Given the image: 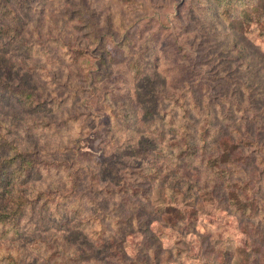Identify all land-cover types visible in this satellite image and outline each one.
Segmentation results:
<instances>
[{
  "label": "trees",
  "instance_id": "trees-1",
  "mask_svg": "<svg viewBox=\"0 0 264 264\" xmlns=\"http://www.w3.org/2000/svg\"><path fill=\"white\" fill-rule=\"evenodd\" d=\"M118 1L122 3V0ZM124 1L131 8L136 0ZM30 7V0H0V71H4V78L0 77V104H17L28 114L23 125L27 127L26 136L36 131L50 132L52 138L61 142L46 150L59 154L58 157L43 156L42 152L30 148L31 142L17 134L20 129L18 121L0 114V242H17L24 221L35 217L37 222L44 221L45 224L56 223L57 219L65 220L64 224L77 220V226L90 228L93 238L101 239L100 246L96 248L88 242L90 252L86 251L82 256L63 243L60 251L63 264H81L86 259L88 262L83 264H161L155 250L149 251L151 260L139 259L135 255L129 257L126 250L119 247L124 243L119 236L123 233V225L129 221L131 226L138 227L139 221L132 212L144 210L154 187L167 186L174 194L179 192L190 197L194 188H207L198 180V175V181L189 177L187 166L197 162L202 167L199 170L213 176L206 180L211 184L212 196L218 198L223 190L225 208L243 219L254 221L246 223L248 227L252 226V232L245 228L247 243L260 254V247H256L253 241L264 227V137L256 134L253 128L255 124L264 123V105L248 103L240 92L233 101L213 102L204 96L202 103L196 95V88L187 79L181 93L167 96L164 83L155 81L157 73L146 72L152 50L146 43L141 51L132 52L128 63L132 78L137 82L141 79L149 81L148 88L153 92L151 97L155 98L149 104V101H140L141 121L147 120L145 116L156 115L159 135L170 133L172 139L165 146L154 141L140 146L135 144V147L129 145L132 143L129 137L120 138L118 135L122 124H127L129 130L137 126L131 116L138 111H130V105L116 99L113 93L101 90L98 84L108 75L105 70H109L110 63L115 60V51L109 46L107 36L112 38L119 33L117 45L122 50L132 51L134 42L124 25V12L114 10V17L109 14V19L101 21L94 9L72 2L61 25L54 23V29L63 34L68 32L67 28H71L72 36L83 34L88 45H95L93 51L79 44L78 39L75 42L71 39L72 44L66 43L58 34L49 39V43L34 39L32 27L28 25ZM182 8L190 17L200 13L202 18L218 19L222 21V27L227 24L233 33L257 24L255 32L264 37V0H186ZM181 12L178 14L180 18L183 17ZM237 41L235 39L232 45L236 46ZM14 48H20L27 58L47 56L48 60H52V49L63 50L61 56L68 64L63 58L53 59L52 64L58 66L51 65V68L57 73L60 71L58 67L66 69L64 84L60 87L67 92L61 96L55 84L52 96L44 97L42 88L33 82L32 77L19 74L15 79V72L4 64ZM36 66L33 63L27 70L33 71ZM40 74L43 77L44 72ZM83 82L92 87L88 89ZM170 85L177 87L175 83ZM135 94L144 93L137 91ZM158 97L170 105L166 108ZM92 102L106 113L109 123V154L100 160L82 152L77 131H74L77 137H61L74 125L83 128L77 114L71 113L72 108L80 105L90 111ZM56 113L63 114L59 121L50 119V115ZM220 119L233 121L224 129L222 124H216ZM167 155H173L176 160L170 161L172 167L165 164ZM127 160L140 161V165H136L138 162L133 164L136 171H130L133 165ZM133 173L138 175L134 177ZM172 204L177 203L165 201L158 214L165 216L173 212L175 206ZM127 211L131 212V218L124 215ZM184 220L179 218L178 221ZM30 243L28 247L0 243V264H40L39 260L49 246L41 239ZM106 249L109 250L107 257L111 256L114 261L104 260L102 252ZM55 251L54 258L59 253ZM218 254V257L203 259V264H232L225 252ZM49 258L51 260L52 256ZM167 262V258L163 259L162 264ZM250 264H264V255L262 258L255 255Z\"/></svg>",
  "mask_w": 264,
  "mask_h": 264
},
{
  "label": "rangeland",
  "instance_id": "rangeland-1",
  "mask_svg": "<svg viewBox=\"0 0 264 264\" xmlns=\"http://www.w3.org/2000/svg\"><path fill=\"white\" fill-rule=\"evenodd\" d=\"M185 1L136 0L133 7L130 8L127 7L128 3L124 0L122 3L118 0H30L31 10L28 25L32 27L33 38L40 42L49 43V39H54V35L58 34L66 43L72 44L78 39L81 41L79 44L82 43L83 46L95 51V45H88V40L83 34L77 33L72 36L71 28L70 30L67 28L68 32L63 34L60 30L54 29V23L61 25L65 19V11L72 2L94 9L101 17V21L109 19L110 15L114 17V10L123 11L124 25L134 42V45L131 46L132 51L122 50L117 45L120 39L119 33L112 38L107 36L109 46L113 52L115 51V60L110 63L109 70H105L108 75H105L98 84L101 86V90L113 93L116 99L125 102L127 106L130 105V111H138L131 116L137 126L129 130L127 124H122L118 135L120 138L129 137L132 141L129 145L134 147L149 143L147 141H154L158 145L165 146L171 141L172 135L170 133L159 135L156 115L145 116L147 120L141 121L140 101H149L147 102L149 104L152 102L151 100L155 99L151 97L153 92H150L148 88L149 81L145 79H141L139 82L135 81L128 68L132 52L141 51L145 48L146 43L152 47L146 72L157 73L155 81L164 83L167 96L181 93L185 88L184 80L187 79L196 88V95L202 103H204V96L213 102L233 101L240 92V95H243L242 97L248 103L264 105V37L255 32L257 24L247 25L244 30L233 33L227 24L222 27V21L218 19H205L200 13L191 16L193 17L191 19L186 9L182 8ZM181 10L182 18L178 15ZM32 36L30 37L32 38ZM235 39H238L236 46L232 45ZM61 51L63 50H59V48L52 49L50 55L52 60L46 59L47 56L30 59L23 56L25 54L20 48H14L8 53L4 64L9 65L12 72H15V79L19 74H24V77H32L33 82L42 88L44 97H51V91L56 85L55 88L63 96L67 89L61 88L60 85L64 84L63 77L66 69L58 67L60 71L57 73L51 68V65L58 66V64H52L53 59L63 58ZM64 60L66 61V59ZM33 63L37 66L33 71H28L27 67L32 66ZM65 63L68 64V61ZM41 71L44 72L43 77L40 74ZM0 77L4 78V71H0ZM194 82L196 85L193 84ZM171 83H175L177 87H172ZM84 85L88 89L92 87L90 84L84 83ZM137 91L144 94L136 96ZM160 98L162 97L157 99L164 102L167 108L170 102ZM91 106L92 110L90 111L80 105L72 108L71 113L77 114L83 128L74 125L71 127L72 130H67L61 137H66V139L77 137L74 133L77 131L80 134L77 138L82 152L89 153L90 157L97 160L105 159L109 154L107 146V138L110 135L109 123L106 113L99 106L93 102ZM0 114H3L4 117L12 116L11 118L18 121L20 129L17 134L31 142V149L42 152L43 156L58 157L59 154L46 151L58 146L61 142V140L52 138L50 132L36 131L37 134L25 135L27 127L23 125L28 114L19 105L0 104ZM61 117H63L61 113L50 115V119H54L53 121H59ZM232 121L233 119L229 121L220 119L216 124L220 123L226 129L228 123H232ZM253 129L256 134L259 133L261 137H264V123L255 124ZM48 143H54V145ZM170 161L176 162L173 155H167L166 166H173V162ZM127 162L133 165L138 160H127ZM147 164H149V160ZM136 165H140V161ZM134 166L130 167V171H136ZM181 166L184 167V163ZM187 167L189 168V177L196 180V175H198V180L207 188L201 190L194 188V194L190 197L179 192L174 194L167 186L154 187L151 191L150 201L148 204L145 203L144 210L138 213L132 212L139 221L138 227L131 226V221L123 225V233L119 238L121 240L122 237L124 243L119 246L120 249L126 250L129 257L135 255L139 259L148 258L149 260L152 259L149 251L155 250L161 264L166 258L168 259L167 264H203V259L218 257V253L221 251L227 254L232 264H250L255 255L257 258H262L264 255V227L260 229L258 236L253 238L255 246L261 249V253L258 254L257 250H253L247 243L248 234L245 231L246 228L252 232V226L248 227L246 223L254 221L243 219L234 211L226 209L222 200L223 190L218 198L212 196L209 191L212 189L211 184L206 183V180L213 177L212 174H207L208 172L203 169L199 170L202 167L197 162ZM137 175V173L132 174L134 177ZM165 201L177 204H172L175 206L173 212L162 216L158 214V209ZM49 213H53V211L49 210ZM124 215L131 218L132 214L127 211ZM179 218L185 220L179 222ZM57 221L45 224L44 221L37 222L36 217L25 220L17 242L0 243L10 247H14L16 244L28 247L31 245L30 242L36 239L43 240L49 248L45 251V256H41L40 264H63L60 260L63 243H67L68 249L76 251L82 256L86 254V251L90 252L88 242L95 245L96 248L100 246L101 239L93 238L90 228L84 229L77 226V220L67 224H64L65 220L57 219ZM56 245V248H52ZM55 250H58L60 254L58 253L54 258L57 253ZM108 253L109 250H103L104 260L114 261L111 256L107 257ZM87 262L86 259L80 263Z\"/></svg>",
  "mask_w": 264,
  "mask_h": 264
}]
</instances>
